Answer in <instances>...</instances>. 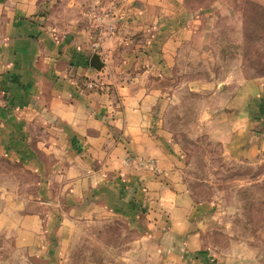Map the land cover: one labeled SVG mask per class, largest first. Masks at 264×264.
<instances>
[{
    "label": "crops",
    "instance_id": "0c3cea01",
    "mask_svg": "<svg viewBox=\"0 0 264 264\" xmlns=\"http://www.w3.org/2000/svg\"><path fill=\"white\" fill-rule=\"evenodd\" d=\"M175 1L169 0L172 5ZM64 2L0 0V166L9 163L33 175L36 187L23 194L24 203L42 210L19 217L14 245L34 246L47 220L55 219L59 246H67L77 222L114 216L119 192L126 195L118 187L123 180L116 183L118 172L131 153L158 169L157 174L145 169L151 210L140 239L157 244L161 264H198L195 255L203 245L196 221L202 209L181 181L178 153L150 116L159 92L146 89L149 73L160 76L174 64L182 40L176 16H150L156 28L146 39L145 10L165 3L129 0L123 12L116 10L113 24L108 22L114 35L95 53L102 63L96 71L89 64L94 53L83 18L86 5L79 4L76 23L69 18L73 4ZM101 2H94L100 11L115 3ZM140 36L137 49L133 46ZM145 52L150 59L146 65ZM129 55L141 62L121 63ZM87 79L100 80L102 89H87ZM223 108V153L255 161L264 152V77L235 86ZM79 202L84 209L78 208ZM168 233L180 241L163 250L158 239Z\"/></svg>",
    "mask_w": 264,
    "mask_h": 264
},
{
    "label": "rangeland",
    "instance_id": "374dc122",
    "mask_svg": "<svg viewBox=\"0 0 264 264\" xmlns=\"http://www.w3.org/2000/svg\"><path fill=\"white\" fill-rule=\"evenodd\" d=\"M101 1L64 2L73 4L69 18L76 23L79 4L86 5L83 18L92 34L88 41L94 55L97 52L91 45L98 39L99 26L113 24L119 16L116 10L119 13L129 7V0ZM94 2L115 3L100 11ZM163 2L164 7L145 10V38L154 34L152 27L156 28L148 21L150 16L173 12L182 40L174 64L160 76L149 73L146 89L159 92L150 116L158 121L178 153L181 181L191 201L202 209L196 222L203 249L195 259L198 264H264V152L249 163L227 156L220 135L224 133L223 107L233 88L243 81L264 77V0H179L174 5L169 0ZM113 35L103 30L100 42L109 41ZM136 39L133 47L141 49L142 36ZM138 57L129 55L128 61L121 63L138 64ZM149 61L145 52V65ZM85 81L103 86L98 79ZM123 165L116 183L123 180L118 187L126 195L119 192L123 199L114 202V216L95 223L77 222L67 246H59L56 220H47L34 246L18 247L13 237L19 217L39 212V206L25 204L23 197L35 190L36 182L32 174L9 163L2 164L0 264H161L154 249L157 244L140 239L147 230L151 210L144 187L145 169L153 174L158 169L153 162L131 153L125 155ZM84 207L79 202L78 208ZM159 241L166 250L178 243L180 236L168 233Z\"/></svg>",
    "mask_w": 264,
    "mask_h": 264
},
{
    "label": "built area",
    "instance_id": "2783aa9c",
    "mask_svg": "<svg viewBox=\"0 0 264 264\" xmlns=\"http://www.w3.org/2000/svg\"><path fill=\"white\" fill-rule=\"evenodd\" d=\"M98 21H100V19H98ZM106 30L108 33H113V26L112 25H107L104 28H102L101 26H99L97 33H98V39L91 45V48L98 52V50L100 49V44H101V37H102V31ZM84 86L87 89L90 90H98L101 87V84L95 82V81H86L84 82Z\"/></svg>",
    "mask_w": 264,
    "mask_h": 264
},
{
    "label": "water",
    "instance_id": "95a60500",
    "mask_svg": "<svg viewBox=\"0 0 264 264\" xmlns=\"http://www.w3.org/2000/svg\"><path fill=\"white\" fill-rule=\"evenodd\" d=\"M89 64L96 71H99L102 68V63L100 62L98 56L96 55L91 56L89 60Z\"/></svg>",
    "mask_w": 264,
    "mask_h": 264
}]
</instances>
